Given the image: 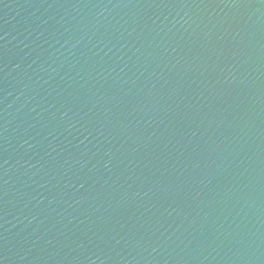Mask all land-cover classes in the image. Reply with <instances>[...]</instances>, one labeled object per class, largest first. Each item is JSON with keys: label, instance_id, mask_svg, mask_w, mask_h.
<instances>
[{"label": "water", "instance_id": "95a60500", "mask_svg": "<svg viewBox=\"0 0 264 264\" xmlns=\"http://www.w3.org/2000/svg\"><path fill=\"white\" fill-rule=\"evenodd\" d=\"M0 264H264V0H0Z\"/></svg>", "mask_w": 264, "mask_h": 264}]
</instances>
